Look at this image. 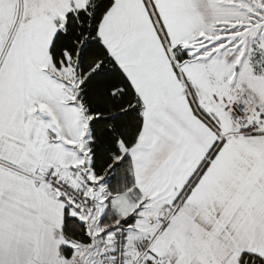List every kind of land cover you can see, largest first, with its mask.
<instances>
[{
    "label": "snow or ice",
    "instance_id": "obj_1",
    "mask_svg": "<svg viewBox=\"0 0 264 264\" xmlns=\"http://www.w3.org/2000/svg\"><path fill=\"white\" fill-rule=\"evenodd\" d=\"M0 264H264V0H0Z\"/></svg>",
    "mask_w": 264,
    "mask_h": 264
}]
</instances>
